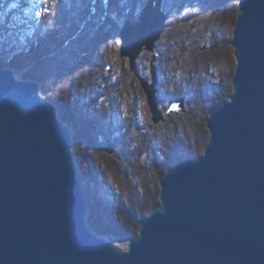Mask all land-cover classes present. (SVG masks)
<instances>
[{
	"label": "water",
	"instance_id": "obj_1",
	"mask_svg": "<svg viewBox=\"0 0 264 264\" xmlns=\"http://www.w3.org/2000/svg\"><path fill=\"white\" fill-rule=\"evenodd\" d=\"M163 0L123 25L120 55L146 95L155 125L186 111L158 102L156 55L167 28ZM232 95L206 120L203 155L175 161L160 177L159 204L125 248L98 236L70 126L40 83L0 69V264H264V0H240L231 39ZM104 150L112 155L115 145Z\"/></svg>",
	"mask_w": 264,
	"mask_h": 264
},
{
	"label": "trees",
	"instance_id": "obj_2",
	"mask_svg": "<svg viewBox=\"0 0 264 264\" xmlns=\"http://www.w3.org/2000/svg\"><path fill=\"white\" fill-rule=\"evenodd\" d=\"M148 1L37 0L30 2L28 0H0V37H6L13 32L11 25L14 26V18L22 12L24 14H21V17H25L22 24H15V30L19 32L29 30L30 32V35L25 38V45H22L24 48H21V44L13 45L7 49L6 47L0 48L1 68H11L17 73L23 68L34 64L33 74L28 75L30 78L28 80L40 83L48 92L46 93V99L58 107L60 120L70 126L75 120L73 112L64 115L59 114L58 104L62 100V95L67 94L69 96L73 93L74 88L78 89L76 82L79 81V77L83 79L84 74H87V71L90 73L92 66H94L92 57L98 56L102 47L112 40V36L120 31L125 22H136ZM225 1L163 0V10L168 16L166 33L170 28L178 26V23L172 21V10L181 14L185 9H187V13L191 10L195 11L193 12L195 13L194 16L191 17L195 24H189L188 26L190 27L186 36L188 39L184 38L186 24L188 23L180 20L178 35L170 37L166 44H164V39L157 44V48L161 50V53L156 57L158 88L159 91L162 90L158 95V101L162 105L163 112L166 111L167 104L171 101L185 99L189 114L198 116L201 113L206 118L214 107L227 101L232 95V89L226 83V74L223 71L221 74L215 75L216 78L210 73L197 78L194 77L196 71L183 65L189 59L187 43L192 41L195 50L199 51V48H201L202 43L199 40L205 34L196 29L205 27L199 23L205 22L208 27V22L210 24L214 20L217 11L222 10L220 6ZM234 1L238 2V0ZM32 5L39 6L41 10L39 19L30 23L25 14ZM217 20L218 18L214 21ZM235 22L236 19L233 20V24ZM181 23L183 27H181ZM211 26L205 28L208 31L205 33L211 34L213 39H216L217 33L214 31L220 25ZM197 37L199 39L195 40ZM5 55L11 57L7 63L4 61ZM149 61L150 58L147 59L142 56L138 63L139 75L148 80L150 76L145 74V70L150 71ZM119 62L120 67L116 66L118 75L115 76L113 81L104 82L105 88L109 93L124 90V93L128 96L140 91V83L136 76L130 72L127 62L124 59H119ZM187 69L189 70L187 71ZM196 75L198 76V73ZM90 77L88 75V79ZM46 84H49V90ZM56 93L58 98L55 96ZM129 99L130 97L126 100L130 101ZM128 101L127 103H129ZM127 116V127H132V120L137 116L133 106L128 108ZM169 118L177 119L178 117L171 116ZM169 118H166V121ZM84 128L88 131L85 125ZM174 137L175 139H171L173 142L165 145L161 150L162 154L156 158L157 168L160 170L159 174L161 176L179 159L200 157L202 147L205 146L208 140L206 134H193V132L186 136L187 141L178 136L177 132H174ZM72 139V152L75 157L77 155L75 142L78 139L73 134ZM148 140L153 141L152 139ZM84 159L86 161V158ZM77 163L80 167V163ZM79 176L82 181H86L87 177L84 172L81 171ZM85 188L89 208L87 222L94 233L98 236L125 242L138 235L139 225L148 216V211L147 213L145 209L137 208L136 203L131 200L128 207L121 203L114 211L106 202V199L93 196L89 187L85 186Z\"/></svg>",
	"mask_w": 264,
	"mask_h": 264
},
{
	"label": "rangeland",
	"instance_id": "obj_3",
	"mask_svg": "<svg viewBox=\"0 0 264 264\" xmlns=\"http://www.w3.org/2000/svg\"><path fill=\"white\" fill-rule=\"evenodd\" d=\"M28 1L35 2L37 0ZM239 1L240 0L236 3L234 0H226V3L224 2V4L220 6L222 10H218L216 13L217 15H215L216 17L214 20L216 18H218V20H213L210 24L208 22V27H210L213 22V25H220L219 28H215L214 31L217 33L216 39H213L211 34L205 33L208 32L207 29H205L208 28L205 22L199 23L205 27L196 29L205 34L204 36L202 35L199 40L202 43L201 48H199V51L197 49L195 50V45L192 44V41L187 43L189 59L183 64L187 68L190 67L191 70L196 71L198 76L195 74L194 77L197 78L206 73H210L215 77V75L221 74L223 71V73L226 74V83L231 89L237 63L230 42L233 37L235 27L233 20L237 18ZM186 6L189 8L188 5ZM40 10L39 6L32 5L26 11L25 15L30 23L39 19ZM193 12L195 11L191 10L187 13V9H185L181 14L180 12L177 13L172 10V21L178 23V26L170 28L167 33L165 31L157 44L163 41V39L164 44H166L170 37L178 35L180 32V20L187 21L186 23H188L185 28L186 32L184 33L183 31L185 35L184 38L188 39L186 37L190 28L188 26L189 24H195V21L191 20V17L195 14ZM223 12L225 13L223 14ZM21 14L24 13L22 12ZM21 14H17L16 18H14V26L11 25L13 32L9 33L6 37H0V48L6 47L7 49L13 45L20 44L21 48H24L22 45H25V38L30 35V32L29 30H24L23 32L15 30V24H22L25 17H21ZM166 17L167 23L168 16L166 15ZM213 25L211 27H213ZM181 27H183L182 23ZM121 29L116 35L112 36V40L107 45L102 47L97 57H92L94 66H92L90 73L87 71V74H84L83 79L79 77V81L76 82L78 84V89L76 90V88H74L72 90L73 93L69 96L67 94L64 96L62 95V100L60 104H58L60 110L59 114L64 115L72 111L75 117L74 122L70 124V128L72 134L78 139L77 142H75L77 155H75L74 158L75 161L80 163L79 174L81 171L86 174L87 179L83 181L84 187L88 186L93 196L106 199V202H108L114 211L118 208L119 204L124 203L128 207L131 201H134L137 208L145 209L146 212H149H147L149 215L152 209L159 203L161 175L159 174L160 170L157 168L156 164L157 156L162 154L161 150L165 145L173 142L171 139H175L174 132H177L178 136L185 141H187L186 136L192 132L193 134H206L207 139H209V132L206 127V120L209 114L206 118H204L201 113H199L198 116H194L188 113L186 107L184 113L180 115H171L178 117L177 119L166 117L169 118L167 121L165 119L164 122L155 125L152 121L146 95L141 86L140 91L131 95L129 94V96L124 93V90L114 91V93L110 91L111 93H109L104 86V82H111L114 80L115 76L118 75L116 66L120 67L119 59H124L129 68L128 60L122 58L120 55ZM197 39H199V37L195 40ZM160 53L161 50L158 49L156 45V49L153 53L143 52L137 63H139L142 56L147 59L150 58L151 60L153 54L157 57ZM10 58V56L5 55L4 61L7 63ZM1 62L0 58V69ZM33 66L34 64L23 68L17 73L16 71L14 72L20 79L28 80L30 79L28 75L33 74ZM188 70L189 69H187V71ZM167 71L169 72L170 70ZM145 74L150 76V71L145 70ZM88 75L91 76L90 79H88ZM50 83L49 81V84ZM49 84H46L47 89L49 88ZM161 91H159L158 95ZM46 93L48 92L40 85V94L46 98ZM55 96H58L57 93ZM128 97H130L129 100L131 103L126 100ZM127 101L129 103H127ZM159 105L162 108L160 103ZM168 105L169 103L167 106ZM130 106H133L139 119L136 116V118L132 120V127H127V111ZM84 125L88 128V131L84 128ZM148 139H152L153 141L150 142ZM108 142H112L115 145V150L112 155L104 150ZM155 147L158 148L156 149ZM203 152L204 146L201 150V156ZM84 158H86V161ZM112 242L121 248H125L127 245L125 241L113 239Z\"/></svg>",
	"mask_w": 264,
	"mask_h": 264
},
{
	"label": "flooded vegetation",
	"instance_id": "obj_4",
	"mask_svg": "<svg viewBox=\"0 0 264 264\" xmlns=\"http://www.w3.org/2000/svg\"><path fill=\"white\" fill-rule=\"evenodd\" d=\"M137 118L139 119V116H137Z\"/></svg>",
	"mask_w": 264,
	"mask_h": 264
},
{
	"label": "bare ground",
	"instance_id": "obj_5",
	"mask_svg": "<svg viewBox=\"0 0 264 264\" xmlns=\"http://www.w3.org/2000/svg\"><path fill=\"white\" fill-rule=\"evenodd\" d=\"M139 67V66H138ZM139 69V68H138ZM173 115V114H172Z\"/></svg>",
	"mask_w": 264,
	"mask_h": 264
}]
</instances>
